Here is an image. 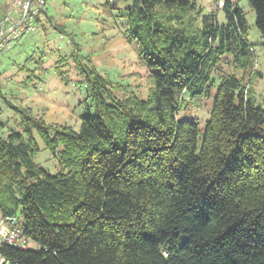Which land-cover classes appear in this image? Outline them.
<instances>
[{"label": "trees", "instance_id": "16d2710c", "mask_svg": "<svg viewBox=\"0 0 264 264\" xmlns=\"http://www.w3.org/2000/svg\"><path fill=\"white\" fill-rule=\"evenodd\" d=\"M137 1L128 32L150 71L147 99L118 98L78 61L95 108L79 129L16 106L22 131L0 132V217L16 216L31 245L2 242L8 264H264V108L231 73L203 130L180 116L201 107L224 59L249 64L246 14L226 1L220 24L194 0ZM248 1L264 34V0ZM37 135L57 172L35 162Z\"/></svg>", "mask_w": 264, "mask_h": 264}, {"label": "rangeland", "instance_id": "374dc122", "mask_svg": "<svg viewBox=\"0 0 264 264\" xmlns=\"http://www.w3.org/2000/svg\"><path fill=\"white\" fill-rule=\"evenodd\" d=\"M9 1L0 0V18ZM194 1L203 15H216L220 24L227 22L224 2L241 8L248 21L246 38L252 52L245 68L230 57L224 59L212 74L213 86L201 107L189 105L181 113L198 117L203 130L217 86L227 74L240 77L253 91L256 104L264 108V34L256 26L255 11L248 0ZM139 8L137 0H48L43 26L22 37L2 60L0 132L22 131L16 106L48 124L79 129L81 116L94 115L95 108L87 96L78 61L90 60L110 81L118 98L147 99L153 91L150 71L140 57L138 43L128 32L131 19L139 16ZM37 60L42 68H37ZM36 137L41 150L35 162L51 173L57 172L58 152L46 148ZM1 226L4 223H0V230L4 229Z\"/></svg>", "mask_w": 264, "mask_h": 264}, {"label": "built area", "instance_id": "2783aa9c", "mask_svg": "<svg viewBox=\"0 0 264 264\" xmlns=\"http://www.w3.org/2000/svg\"><path fill=\"white\" fill-rule=\"evenodd\" d=\"M47 4L48 0H10L7 4L0 18V75L3 58L22 37L36 30L37 20L43 15ZM1 219L0 223H4V227H1L4 229L0 230V244L5 242L19 248L31 246L16 216ZM8 262L0 252V264Z\"/></svg>", "mask_w": 264, "mask_h": 264}, {"label": "crops", "instance_id": "0c3cea01", "mask_svg": "<svg viewBox=\"0 0 264 264\" xmlns=\"http://www.w3.org/2000/svg\"><path fill=\"white\" fill-rule=\"evenodd\" d=\"M42 20H44V17H42ZM9 54V53H8Z\"/></svg>", "mask_w": 264, "mask_h": 264}, {"label": "bare ground", "instance_id": "6f19581e", "mask_svg": "<svg viewBox=\"0 0 264 264\" xmlns=\"http://www.w3.org/2000/svg\"><path fill=\"white\" fill-rule=\"evenodd\" d=\"M4 218V217H3Z\"/></svg>", "mask_w": 264, "mask_h": 264}]
</instances>
